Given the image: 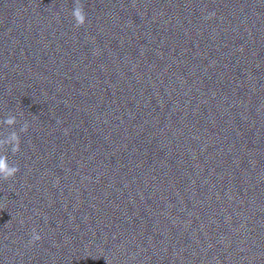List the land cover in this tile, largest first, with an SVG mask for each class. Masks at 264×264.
<instances>
[{
    "label": "clouds",
    "instance_id": "9594fccd",
    "mask_svg": "<svg viewBox=\"0 0 264 264\" xmlns=\"http://www.w3.org/2000/svg\"><path fill=\"white\" fill-rule=\"evenodd\" d=\"M72 16L77 24V26H82L86 22V15L82 5L77 0L76 7L73 9ZM6 123L12 125L15 123V118H9ZM26 130V128L24 129ZM10 145L11 152L15 153L19 151L20 148V139L19 136L15 133L12 134L10 141L8 142ZM4 146V142H0V149ZM19 171L18 167L10 164L8 156L6 152L0 150V180H7L16 175ZM40 236L38 234L33 235V240H39Z\"/></svg>",
    "mask_w": 264,
    "mask_h": 264
}]
</instances>
